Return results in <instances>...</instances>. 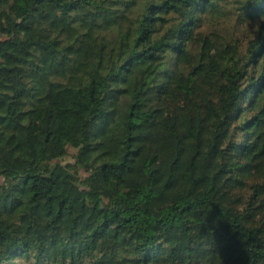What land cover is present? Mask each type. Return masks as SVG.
Instances as JSON below:
<instances>
[{
    "label": "trees",
    "instance_id": "16d2710c",
    "mask_svg": "<svg viewBox=\"0 0 264 264\" xmlns=\"http://www.w3.org/2000/svg\"><path fill=\"white\" fill-rule=\"evenodd\" d=\"M0 176V264H264V0H0Z\"/></svg>",
    "mask_w": 264,
    "mask_h": 264
},
{
    "label": "rangeland",
    "instance_id": "374dc122",
    "mask_svg": "<svg viewBox=\"0 0 264 264\" xmlns=\"http://www.w3.org/2000/svg\"><path fill=\"white\" fill-rule=\"evenodd\" d=\"M72 152H74L73 150H71ZM3 182V177L0 176V183Z\"/></svg>",
    "mask_w": 264,
    "mask_h": 264
}]
</instances>
